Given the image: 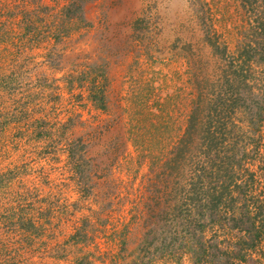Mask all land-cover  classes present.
I'll use <instances>...</instances> for the list:
<instances>
[{"label": "rangeland", "instance_id": "rangeland-1", "mask_svg": "<svg viewBox=\"0 0 264 264\" xmlns=\"http://www.w3.org/2000/svg\"><path fill=\"white\" fill-rule=\"evenodd\" d=\"M71 1L0 0V264H192L132 218L158 195L132 111L187 113L188 56L219 71L208 36L232 52L264 0Z\"/></svg>", "mask_w": 264, "mask_h": 264}, {"label": "trees", "instance_id": "trees-1", "mask_svg": "<svg viewBox=\"0 0 264 264\" xmlns=\"http://www.w3.org/2000/svg\"><path fill=\"white\" fill-rule=\"evenodd\" d=\"M263 4L236 31L232 52L228 31L208 36L219 71L211 72L213 61L201 68L188 56L191 89L179 102L187 113L172 120L153 103L143 117L132 111L127 138H137V152L149 160L148 182L156 179L158 190L148 210L142 214L139 205L132 218L142 221L151 244L163 246L168 237L159 228H169L173 254H188L192 264H249L264 256ZM68 152L79 174V156L74 148ZM255 161L262 163L260 174L252 169Z\"/></svg>", "mask_w": 264, "mask_h": 264}]
</instances>
